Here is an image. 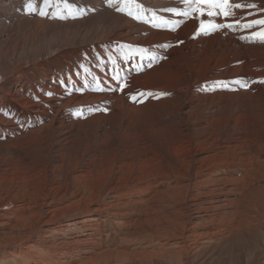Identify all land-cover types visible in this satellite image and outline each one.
I'll use <instances>...</instances> for the list:
<instances>
[{
  "label": "bare ground",
  "instance_id": "obj_1",
  "mask_svg": "<svg viewBox=\"0 0 264 264\" xmlns=\"http://www.w3.org/2000/svg\"><path fill=\"white\" fill-rule=\"evenodd\" d=\"M66 2L0 0L38 24L0 44V264H207L264 233V0Z\"/></svg>",
  "mask_w": 264,
  "mask_h": 264
},
{
  "label": "rangeland",
  "instance_id": "obj_2",
  "mask_svg": "<svg viewBox=\"0 0 264 264\" xmlns=\"http://www.w3.org/2000/svg\"><path fill=\"white\" fill-rule=\"evenodd\" d=\"M22 5L25 6V4H22ZM26 9L24 7L22 8L20 7V9L18 8L19 14L20 15L24 14V16H27L26 15L27 13H25V11H27ZM0 13H2L4 16L3 17L2 14L0 15V27H2L0 28V44L5 43V42H10L14 40L15 38H17L18 36H20L21 34H36L37 33L36 29L38 27V24L33 19L29 18V16L21 20L22 22L21 23L20 21L19 22L13 21L12 20L13 18L10 17V15L15 13L13 9H10L7 12L0 10ZM5 14L6 15L9 14V16L7 15L8 18L7 16H5ZM1 16L4 19H2ZM61 27L62 25H59V26L57 25L55 26V29L60 30ZM44 31L41 33L46 34V32ZM250 44L263 46V47H259L260 49L258 48L260 51L257 50V48H254L255 51L251 50V53L260 54L261 56H263L262 60H264V40L255 38V40ZM181 115L183 116V114ZM183 120H185V118ZM260 250L261 252H264V233H260V232L251 233L245 238L237 239L236 242L228 246L224 252L212 255L209 258L210 263H207V264H264L262 262L257 263L256 261L253 260L257 252ZM198 261L199 259L197 258L195 259V261H192L190 264H199ZM173 264H178V263H173Z\"/></svg>",
  "mask_w": 264,
  "mask_h": 264
},
{
  "label": "snow or ice",
  "instance_id": "obj_3",
  "mask_svg": "<svg viewBox=\"0 0 264 264\" xmlns=\"http://www.w3.org/2000/svg\"><path fill=\"white\" fill-rule=\"evenodd\" d=\"M45 6H48L49 0H44ZM65 2V7L71 12V6L67 4L66 0ZM109 3H112V0H109ZM183 3L185 5V8L183 11L180 9H168V11L171 12H176L179 15H183L186 17L190 18H196L197 16L199 17H210V18H215L217 16H223L225 18L228 17H234L235 16V10L237 9H242L245 7L248 8H255V4H244V3H236L234 0H183ZM59 7V5H57ZM138 7H140L138 5ZM26 8L31 12V11H36L37 6L32 3V0H28V3L26 4ZM127 8V3L124 4L123 7L117 6L118 11H125ZM48 13L46 11L41 10L40 15H47ZM82 14V13H81ZM129 15H132L133 13L129 10L128 12ZM61 18H66L61 16ZM137 19H141L140 15L136 16ZM235 23H238L239 21H234ZM163 23L167 24V21H163ZM253 24L256 25H262L264 26V19H257L253 20L250 23L246 24L245 27H251ZM231 24H215L211 20L208 21L206 24L203 19L200 20V27L199 31L197 34L200 32H209L212 30H215L216 28H221V27H231ZM252 36L255 38H259L261 40H264V28H262L260 31L253 32ZM119 78V77H117ZM264 83V81H261ZM243 87H248V85L245 83L242 85ZM103 90V89H100ZM51 95V93H49ZM133 99H136L135 97H132ZM80 114V113H78Z\"/></svg>",
  "mask_w": 264,
  "mask_h": 264
}]
</instances>
